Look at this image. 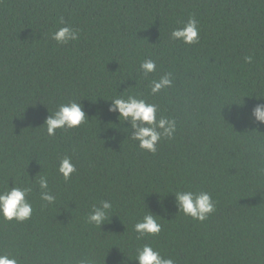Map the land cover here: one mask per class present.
<instances>
[{"label": "trees", "instance_id": "obj_1", "mask_svg": "<svg viewBox=\"0 0 264 264\" xmlns=\"http://www.w3.org/2000/svg\"><path fill=\"white\" fill-rule=\"evenodd\" d=\"M189 17L199 42L171 39ZM65 24L79 39L58 44ZM251 56L252 63L245 62ZM156 62L144 77L140 63ZM173 87L158 95L164 73ZM139 95L174 118L155 154L129 136L110 100ZM79 101L87 123L48 136L45 118ZM264 0H0V189L31 184L33 214L0 218V252L20 264H138L151 244L175 264H264ZM70 156L76 172L57 171ZM46 175L56 202L40 199ZM209 193L215 211L198 221L178 211L175 191ZM113 208L101 229L93 205ZM156 215L161 232L137 239L134 224Z\"/></svg>", "mask_w": 264, "mask_h": 264}, {"label": "clouds", "instance_id": "obj_2", "mask_svg": "<svg viewBox=\"0 0 264 264\" xmlns=\"http://www.w3.org/2000/svg\"><path fill=\"white\" fill-rule=\"evenodd\" d=\"M59 27L51 34V38L58 44L66 45L79 39V29L65 24L61 18ZM171 39L185 44H196L199 42L198 21L189 17L183 27L171 31ZM245 62L252 63V57L244 58ZM140 72L144 77L157 70L156 62L152 59H145L140 63ZM173 87V75L171 72L164 73L158 79L150 82V92L158 95ZM108 107L109 112L118 114L120 122H127L129 136L133 141L138 142L139 148L155 154L157 145L162 139H171L177 130V121L159 115V107L155 103L148 102L139 95L129 94L126 97L118 96L112 99ZM250 118L258 123L264 124V103H257L253 106ZM87 123V116L79 101L70 100L60 104L57 109L49 114L44 121L48 136H55L58 129L78 128ZM264 151V149H262ZM76 166L70 156L60 159L57 171L65 181H68L76 172ZM36 184L40 190V199L47 205L56 202V196L49 188V181L46 175L36 177ZM31 184L24 186L7 185L0 189V218L6 221L24 222L29 220L33 214V206L28 197L32 193ZM175 196V203L178 211L186 216L204 221L215 211L216 203L211 195L205 191L180 190L172 192ZM113 204L109 200H101L98 205H93L92 211L87 216V222L101 229V226L109 221V213ZM134 231L137 239L148 236H156L161 232V225L157 222L156 215L147 212L141 220L134 224ZM138 264H175L172 258H165L159 250H155L151 244H144L137 249L134 258ZM0 264H20L18 259L11 255L0 252ZM81 264H85L81 261Z\"/></svg>", "mask_w": 264, "mask_h": 264}]
</instances>
